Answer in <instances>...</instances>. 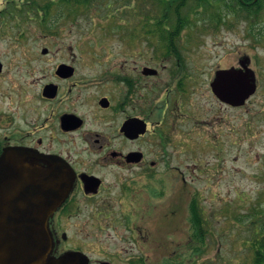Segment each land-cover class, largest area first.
<instances>
[{
    "label": "flooded vegetation",
    "instance_id": "af4514ba",
    "mask_svg": "<svg viewBox=\"0 0 264 264\" xmlns=\"http://www.w3.org/2000/svg\"><path fill=\"white\" fill-rule=\"evenodd\" d=\"M142 21L126 49L25 50L27 64L19 49L0 51V156L17 149L26 164L68 175L67 196L48 219L49 257L64 264H180L176 233L149 220L162 212L175 221L174 196L193 184L196 164L184 153L218 122L198 100L214 97L220 69L204 74L185 59L187 34L165 32L184 18ZM241 65L245 57L229 68Z\"/></svg>",
    "mask_w": 264,
    "mask_h": 264
},
{
    "label": "rangeland",
    "instance_id": "374dc122",
    "mask_svg": "<svg viewBox=\"0 0 264 264\" xmlns=\"http://www.w3.org/2000/svg\"><path fill=\"white\" fill-rule=\"evenodd\" d=\"M7 1L0 0V51L21 50L18 59L22 64L29 63V55L33 54L25 55V50L126 49L128 34L142 31L140 19L160 16L150 4L151 0H108L112 6L109 10L98 5L67 20L66 10L59 9L56 3L51 5L47 16L49 22L44 25L56 30L53 37L44 35L42 26L34 21L21 28L15 27L12 18L1 15L14 12L13 6H7ZM215 11L214 5H191L184 16L186 23L166 26L175 28L183 36L187 34L185 59L199 66L204 74L227 69L238 58H250L257 90L239 108L218 106L210 92L207 103L198 100L203 107L212 108L218 122L214 117L211 133L207 129L198 131L194 135L197 146L184 153V157L192 158L190 164H196L194 172L189 170L188 179L192 178L193 184L181 185V193L174 196L176 205L179 202L175 221L166 215L163 219L158 218L162 212L152 213L149 220L151 227L167 224L171 226L168 229L176 233L181 241L180 264H245L250 260L251 240L255 235L263 236L264 231V23L258 18L254 23L246 19L235 20L222 12L225 22L215 24L209 16ZM5 63H9L8 58ZM22 70L23 79L29 81L30 76L25 74L24 68ZM169 198L167 192L163 199L166 207L174 205ZM190 200L198 201L201 208L207 230L204 240L198 239L196 227L192 229L187 222L189 213L186 209ZM163 202L160 203L162 206ZM151 230L158 231L156 228ZM150 256L152 261L159 255L151 253Z\"/></svg>",
    "mask_w": 264,
    "mask_h": 264
},
{
    "label": "water",
    "instance_id": "95a60500",
    "mask_svg": "<svg viewBox=\"0 0 264 264\" xmlns=\"http://www.w3.org/2000/svg\"><path fill=\"white\" fill-rule=\"evenodd\" d=\"M248 63V62H247ZM243 69L216 72L215 95L231 106H241L256 89L254 73ZM70 185L61 166L32 167L17 149L0 156V264H64L51 259L48 219L64 201Z\"/></svg>",
    "mask_w": 264,
    "mask_h": 264
},
{
    "label": "trees",
    "instance_id": "16d2710c",
    "mask_svg": "<svg viewBox=\"0 0 264 264\" xmlns=\"http://www.w3.org/2000/svg\"><path fill=\"white\" fill-rule=\"evenodd\" d=\"M130 0H125L128 2ZM150 4L155 6L158 11V15L163 18H181L186 14V9L191 5H214L215 12L211 16H216L217 21L224 22L222 19L223 14H229L230 17L237 19H246L250 23H254L258 18V21L264 23V0H151ZM58 8L66 10V17L72 18L76 14H81L84 11L93 10L95 6H103L104 9H111V4L108 0H17V7H14L12 14L13 18H30L38 17V21L44 25L49 22V14L51 5H56ZM223 9V10H222ZM117 10V9H116ZM114 12V11H111ZM34 13V14H30ZM41 14V15H40ZM17 15V17H16ZM107 15V14H106ZM210 16V15H209ZM63 17V16H62ZM110 14L108 15V18ZM262 19V20H260ZM223 20V21H222ZM167 25H174L168 23ZM177 26L181 24L175 23ZM174 31L172 29H166L165 32ZM189 224L192 229L196 227V234L199 240H204L207 234V230L204 225L201 208L198 201H194L190 207ZM257 234V233H256ZM193 235V233H192ZM191 235V237H192ZM254 237L251 241L249 250L251 251L250 260L245 264H264V231L263 236ZM199 251L200 248H198Z\"/></svg>",
    "mask_w": 264,
    "mask_h": 264
}]
</instances>
